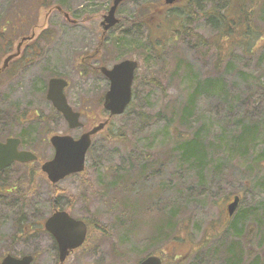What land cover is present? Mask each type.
Instances as JSON below:
<instances>
[{
    "label": "rangeland",
    "instance_id": "374dc122",
    "mask_svg": "<svg viewBox=\"0 0 264 264\" xmlns=\"http://www.w3.org/2000/svg\"><path fill=\"white\" fill-rule=\"evenodd\" d=\"M158 1L162 0L124 2L117 11L121 21L105 34L106 47L84 64L81 60L101 42L99 23L110 0H52L51 9L40 7V0H0V27H7L4 33L10 43L0 53V67L16 51L20 37L35 35L22 47V53L26 49L33 54L29 60L14 58L1 67L5 70L0 73V140L21 137L25 143L20 147L39 156L36 162H15L0 170V261L6 254L37 252L31 264L58 263L49 234L30 229L32 222L44 221L51 214L55 202L89 221L92 228L86 244L62 264H138L147 254L162 255L164 264H224L226 245L236 238L228 234L206 237L222 233L217 232V225L222 224L226 205L234 194L241 198L236 213L264 202L258 185L264 177V162L260 169L256 167L264 155V0L256 6L254 32L235 23L228 36L224 27L220 33L206 15L214 0H190L193 13L189 17L181 13L187 4L178 2L165 12L173 13L209 44L201 47L178 35L154 52L147 44L144 24L131 19L140 4ZM56 6L74 21H68ZM234 8L228 11L231 15H236ZM218 9L224 15L227 12L223 2ZM14 20L19 28L16 35L5 24ZM44 31H51L49 39H42ZM158 37L166 39L167 35L158 33ZM179 57L188 62L192 73L178 65ZM123 59L138 62L131 105L113 116L105 131L92 136L84 172L51 184L40 170L41 162L53 156L48 138L53 134L77 138L107 119L102 103L109 82L97 67H111ZM53 76L68 81L65 95L70 106L81 112L82 126L68 128L47 100L48 80ZM197 83L203 89L196 99L191 131H187L178 124L176 108L198 90L194 89ZM249 119L260 120L262 127L253 147L240 159L233 150L235 134ZM196 130L219 149L207 151L210 167L202 172V180L196 178L199 166L181 163L177 151L180 138L189 139ZM112 133L121 138H109ZM178 133L187 134L186 138L178 140ZM143 163L146 172L140 177ZM217 163L222 165L220 176L214 168ZM31 168L37 172L29 174ZM114 180H119L116 187L111 186ZM13 184L18 185L14 191L3 190ZM214 201H220L219 205L211 204ZM173 203L186 207L178 216L184 218L183 227L188 222L185 217L191 219L187 238L149 242L150 224L161 217V208L167 213ZM242 230L249 242L242 259L263 260L264 227L247 219ZM220 242L218 251L207 256Z\"/></svg>",
    "mask_w": 264,
    "mask_h": 264
},
{
    "label": "trees",
    "instance_id": "16d2710c",
    "mask_svg": "<svg viewBox=\"0 0 264 264\" xmlns=\"http://www.w3.org/2000/svg\"><path fill=\"white\" fill-rule=\"evenodd\" d=\"M214 1L215 3L211 7L212 8L211 12L209 10L208 13L206 12V15L209 17V21L214 27L218 26L220 28V33H221V28L224 27V31L226 30L225 35L228 36L229 35L228 29H231L232 24L235 23L238 24L240 28L243 26L245 27V29L247 28L246 31H249L254 27V18L257 13L256 6L258 5L259 0H214ZM233 1L237 2L235 6L231 4ZM221 2L225 4V11H227L225 15L221 13L218 9ZM182 3L187 5L185 6L184 10L181 13L189 17L193 13L190 6V0L183 1ZM40 7L51 9L52 0H40ZM171 7L172 6L166 5L163 1L142 3L138 6L135 15L131 19L132 23H136L139 25L144 24V26L146 27L148 31L147 44L151 51L160 52L168 43H171V41L174 40L175 37L178 35L186 36L187 38L194 40L195 44L201 45V47L209 44V42L205 40L203 36L200 35L198 32L194 31L192 28L188 26H185L184 24H181V20L178 19V17L174 16L173 13L165 12ZM232 7H235L233 9V12L236 13V15L234 14L231 15L230 12H228ZM59 8L61 9L62 12H64L61 7ZM13 22H15V20L12 21L11 24H9L8 22H5V24L9 25L8 27L11 29L10 32H12L14 35L19 34L18 33L19 28H17V26H15V23L13 24ZM5 29H7L6 26L0 27V42L4 45L3 46L4 48L0 49V53H3L5 51L4 49L8 48L10 45V43H8L9 38L6 37L4 33ZM252 32H254L253 29ZM158 33L167 35V38L163 39L158 37ZM255 34L257 35V37L261 36L260 32H255ZM42 36H43L42 38L43 40H46V38L49 39V37L51 36V31L49 32L44 31L42 33ZM104 37L105 34L102 35V37H99V40L101 42L98 44L95 53L99 52L100 48L106 47ZM31 56H33V54L27 52L25 49V52L20 54L18 58L14 60L17 62L22 60L23 62L29 60V57ZM35 57L36 55L33 58ZM178 59H179L178 65L179 66L183 65L186 71L192 73L188 62L181 57H179ZM9 63L7 65H9ZM4 70L5 68L3 70H0V73ZM136 71H135V79L137 78ZM189 75L195 76L194 74H189ZM155 84L161 86L157 81H155ZM197 88L198 90L195 91V93L191 92V94L187 97L185 102L180 104V106L176 108L177 109L176 115L178 116V120H179L178 124L180 125V127L184 128L187 131H191L190 129L191 121L193 118V113L196 105V99L198 97L199 92L200 93L202 92L203 89L202 84L197 83L194 89L196 90ZM34 114L36 113L34 112ZM27 116L29 115L27 114ZM107 127L103 129L102 132L105 131ZM261 127H262V122L260 120L249 119L245 124L241 125L240 131L235 134L236 142H235V146H233V150L236 149L237 156L240 159L245 157L247 153L246 151L249 146L253 147L257 132L260 130ZM197 131L198 130H196L194 132V135L189 139L183 140L180 138L182 142H179L177 146L178 147L177 151L183 159L181 160V163L199 166V168L197 169L200 171V173L199 175L196 174V178L198 177L199 180H202L204 178L202 172L204 171V169L210 167V164L208 163L209 158L208 160L206 159L208 156L207 151L216 149V152H218L219 149H217L218 147L216 145L212 146L213 144L212 139L204 140V138L201 137ZM178 134H179L177 137L178 140L179 137L186 138L187 135L181 133ZM108 137L119 138L120 135L112 133L109 134ZM19 138L21 139L22 144L25 143L23 138L21 137ZM240 151L243 152L239 153ZM260 157L262 159L259 158L261 159L260 162L256 163L257 169H260L261 162L262 163L264 162V155H261ZM214 168L217 170V171L215 170L216 174L220 176L222 174V172H220V170L222 169V165L217 163L215 164ZM145 172H146V165L145 163H143L140 166V171H139L140 177L143 176ZM118 181L119 180H114L111 186L112 187L118 186L119 184ZM259 183L260 184L258 185H260V189L264 193V177L259 181ZM10 186H11L10 188L5 187L3 188V190L11 192L17 189L18 187L17 184H13ZM195 191L198 192L197 189ZM236 195L239 197V200L241 201L239 194H234L233 196ZM225 196H227V194H225ZM191 201L192 200H190V202ZM190 202L187 203L189 204ZM219 203L220 201L217 202L214 201L211 204L218 206ZM185 210L186 207L184 205L181 206L175 203H173V205L171 204V208L167 213H164V209L161 208L160 210L161 217H158L157 221L150 224V235L148 236V241L159 243L162 242L164 239L174 240V239L187 238V232L190 229L189 222L191 221V219H189V217H185L188 222H183L184 223V227H183L181 221L184 218H180V217L178 218V216H180L181 213L184 212ZM247 211L248 212H241V213L239 211L238 213L234 214L233 219L228 220L227 222L224 223V225L222 224L217 225L220 226L221 228L223 226V228L217 232H221L222 230L225 229L219 235L213 233V235L209 234L206 237V239H209V238H214L215 236L222 237L228 234L236 238V239H231L230 242L226 245L225 253L222 254L223 256L222 259L224 264H264V259L259 260L258 257H255L254 259H250L248 260V262L242 259L245 253L244 251L245 247H249L248 246L249 242L243 239L244 233L242 227L244 226V223L247 219L253 220L255 223H257L258 227H264V202L262 203V205H258L256 208H252ZM163 217H166V219ZM263 237H264V230L261 231V239H263ZM221 245L222 243L220 242L217 245L218 248L212 249L211 251L209 250L210 252L207 251L206 252L207 256H211L212 254H215L214 252H217L219 246ZM57 264H59V262ZM175 264H181V263H175Z\"/></svg>",
    "mask_w": 264,
    "mask_h": 264
},
{
    "label": "water",
    "instance_id": "95a60500",
    "mask_svg": "<svg viewBox=\"0 0 264 264\" xmlns=\"http://www.w3.org/2000/svg\"><path fill=\"white\" fill-rule=\"evenodd\" d=\"M126 0H112L107 12L102 16L100 26L105 33L114 27L120 19L116 16L117 9ZM171 5L181 0H163ZM68 18V15L65 14ZM10 59L7 58L5 63ZM137 61L123 59L114 63L111 67L99 66V71L108 80L109 87L103 96V108L110 116L122 114L132 99V84ZM67 80L62 77H52L48 81L46 98L52 106L63 116L69 128L74 129L82 126L80 113L74 111L68 104L64 89ZM108 119L99 122L90 130L83 132L78 138L71 135L54 134L49 142L54 149L53 156L41 164V170L45 173L51 184H55L72 173L84 170L86 152L91 144V136L101 131ZM20 139L9 137L0 141V170L13 162L25 163L37 159V156L29 150H19ZM239 197L234 196L233 201L227 205L229 215L237 207ZM45 229L51 233L59 247L58 261L63 263L69 254V250L76 249L85 240L87 233L86 224L71 217L63 210L54 211L45 221ZM31 254L16 257L11 254L5 255L0 264H31ZM139 264H161V258L157 255H148Z\"/></svg>",
    "mask_w": 264,
    "mask_h": 264
},
{
    "label": "flooded vegetation",
    "instance_id": "af4514ba",
    "mask_svg": "<svg viewBox=\"0 0 264 264\" xmlns=\"http://www.w3.org/2000/svg\"><path fill=\"white\" fill-rule=\"evenodd\" d=\"M110 3H111V0H110ZM110 3H109V5H110ZM109 7V6H108ZM103 15V14H102ZM101 15V16H102ZM102 35H104L103 33H101L100 34V37H102ZM32 37H33V34H32ZM30 39H28V41H29ZM24 42L25 41H22V40H20L19 41V44L20 45H17V48H16V51H18L19 53H18V55L17 56H19L20 54H22V52H23V50H22V47H23V44H24ZM96 52V51H95ZM95 52H92L89 56H86L85 58H83L81 61H82V63L84 62V64H86V60L88 59V60H90L93 56H94V54H95ZM17 56H15L14 58L16 59V58H18ZM79 113H80V115H81V112L80 111H78ZM87 131V130H86ZM22 145V143H21V139H20V146ZM19 146V148L20 149H23V148H21ZM26 150H29V149H26ZM37 154V153H36ZM38 159H39V156L37 157V160H34V161H29V162H36V161H38ZM85 162H86V159H85ZM28 163V162H27ZM43 163V161L41 162V164ZM40 170H41V165H40ZM85 171V170H84ZM83 171V172H84ZM35 172H37L35 169H33V168H31V169H29L28 170V173L29 174H35ZM41 172H42V170H41ZM41 175H44V173L42 172V174ZM7 192H9V191H7ZM23 193V192H22ZM52 208H53V210H52V212H51V214L54 212V211H56V210H63V211H65V212H67L71 217H73V218H75V219H77V220H81V221H83L85 224H86V226H87V234H86V237H85V240H84V242L79 246V247H77L76 249H73V250H69V254H68V256L72 253V252H74V251H77V250H79L81 247H83L85 244H86V242H87V240H88V237H89V232L91 231V226H90V222L89 221H86V220H84V219H81V218H77V217H75V216H73L69 211H67V210H64V209H62V208H59L57 205H56V203L55 202H53L52 203ZM236 213V210H234V213L232 214V215H229L228 214V212H227V205H226V211H225V213H224V218L222 219V225H224V223L225 222H227L228 220H231V219H233V216H234V214ZM50 214V215H51ZM49 215V216H50ZM49 216H47V218L49 217ZM46 218V219H47ZM46 219L44 220V221H42L41 219L39 220V221H37V222H32V224H31V227H30V229H32V231H34L35 230V227H36V230H39V231H42V229L43 230H45L48 234H49V236H50V238L53 240V248L55 249V254L57 255V258H58V255H59V247H58V244L56 243V241H55V239H54V237L51 235V233H49L46 229H45V227H44V224H45V221H46ZM222 228H223V226H222ZM220 226H218V228H217V231H220L221 229H222ZM225 230V229H224ZM224 230H222L221 232H223ZM52 248V249H53ZM36 253L37 252H32L31 253V255L34 257L35 255H36ZM160 258H161V264H164V261H163V258H162V255H158Z\"/></svg>",
    "mask_w": 264,
    "mask_h": 264
}]
</instances>
